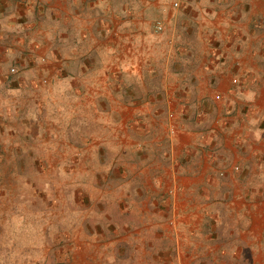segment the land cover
I'll list each match as a JSON object with an SVG mask.
<instances>
[{
    "label": "crops",
    "instance_id": "1",
    "mask_svg": "<svg viewBox=\"0 0 264 264\" xmlns=\"http://www.w3.org/2000/svg\"><path fill=\"white\" fill-rule=\"evenodd\" d=\"M118 1H122L121 9L114 10L112 0H61L59 16L49 17L45 22L44 15L49 9L42 6L41 0H0L1 114L6 112V99L15 98L7 97L5 90L35 96L39 102L38 95L44 93L42 83L29 81L28 77L39 65L42 73H46V64L52 62L50 54L57 48L51 40L57 30L52 27L58 28L60 64L71 63L68 52L77 53L79 60L80 51L83 55L107 51L106 70L96 62L90 75L85 59L80 65L95 88L87 90L84 81H78V90L72 93L85 100L83 106L90 103L93 115H111L108 126H116V118L128 126L133 115H178L179 126L170 140L162 136L165 126L159 123L139 128L145 147L156 146L157 153L163 156V147L171 146L167 154L171 160L168 174L162 170L152 175L145 170L143 175L150 178L152 175L156 183L166 177L170 185L181 189L182 198L177 203L182 201L188 207L186 204L194 206L199 200V208H204L205 214L201 220L198 218L200 222L190 217L182 221L189 231L205 229V240H194L192 249L188 239V247L191 251L196 248V254H190L189 248L184 252L196 258L195 264L200 259L205 261L202 264H230L226 260L231 259L236 264H264V0H201L209 17L222 12L223 19H234L228 21L230 25H225V29L207 25V33L219 36L220 43L205 46L200 55L195 45V29L190 24L181 26L180 22L175 30L178 43L174 49L165 48L167 42H162L150 50L161 58L158 63L155 55L151 59L148 55L150 41L141 27L142 19L138 20L139 26L134 22L133 1ZM135 1L141 8L140 14L149 9L144 0ZM185 2H192L193 12L196 0H181ZM217 3L227 7L217 12ZM116 15L121 20L112 26L110 20H115ZM242 29L249 32L246 39L241 36ZM220 32L223 33L219 35ZM229 38L233 41L229 42ZM12 65L17 66L20 74L17 79L9 74ZM20 68L24 69L21 73ZM104 81L108 85L101 91ZM31 82L34 89H27ZM132 82L139 83L138 95L130 91ZM12 103L15 104L13 101L8 104ZM215 111L217 120L208 126ZM188 114L193 117L190 122ZM195 114L201 115L204 120L201 125L207 126H198L193 121ZM219 146L230 154L235 151L240 171L221 170L226 156L220 153ZM227 193L233 199L229 203L233 211L229 221L221 215L224 204L221 197ZM224 221L230 230L219 236Z\"/></svg>",
    "mask_w": 264,
    "mask_h": 264
},
{
    "label": "rangeland",
    "instance_id": "2",
    "mask_svg": "<svg viewBox=\"0 0 264 264\" xmlns=\"http://www.w3.org/2000/svg\"><path fill=\"white\" fill-rule=\"evenodd\" d=\"M132 1L134 22L139 26L138 20L142 19L141 27L152 42L148 43V55L150 59L155 55L157 63L161 58L150 50L162 42H167L165 48L174 49L178 43L175 30L180 22L181 26L190 24L195 29V45L201 55L205 46L220 43L219 36L207 33V25L225 29V25H230L228 21H234L223 19L222 12L209 17L201 0H196L193 12L192 2H179L181 6L177 7L173 4L175 0H144L149 9L141 14L139 3ZM60 2L41 0L42 6L49 9L44 15L45 22L49 17L59 16ZM111 4L112 9H121L122 1L112 0ZM226 7L221 3L215 6L217 12ZM114 19L110 20L112 26L121 20L118 15ZM158 22L162 24L160 30L156 28ZM51 29L57 30L51 39L54 48L57 47L50 54L52 62L46 64V73H42L39 65L28 77L29 81L42 83L44 93H37L39 102L35 96L5 90L7 97H15L12 100L15 104H8L12 101L7 98L3 115L0 106V125L4 123L0 126V264H195L196 258L184 250L190 249L188 239L191 249L194 240L204 241L205 229L189 231L182 221L190 217L200 222L204 208H199V200L194 206L186 204L188 207L182 201L177 203L182 198L181 189L170 185L166 177L157 183L153 180L152 172L169 171L171 160L167 154L171 146L163 147L161 156L158 147H145L139 128L159 123L165 126L164 135L160 136L170 140L179 126L178 115H133L132 126L123 125L118 118L116 126H108L111 115H93L90 103L83 106L85 100L72 93L78 90L80 81H84L87 90L95 88L80 65L85 59L90 75L96 62L104 71L108 52L90 51L83 55L80 51L79 60L77 53L68 52L71 63L60 64L58 28ZM248 33L242 29L243 39ZM8 71L15 79L20 75L16 65L9 66ZM130 84L132 94L138 95L139 83ZM107 85L104 81L101 91ZM34 87L32 83L27 89ZM217 116L215 111L207 125L215 124ZM190 117L193 118L189 115L188 122ZM193 121L198 126H207L201 125L204 123L201 115L195 114ZM219 148L226 156L221 170L240 171L235 151L230 154ZM248 165L251 169V164ZM145 170L151 172V178L143 175ZM230 199V194L221 197L225 221L233 217ZM224 224L219 236L230 230ZM191 249L190 254H196V248ZM203 262L200 259L198 264ZM226 262L236 264L233 259Z\"/></svg>",
    "mask_w": 264,
    "mask_h": 264
},
{
    "label": "built area",
    "instance_id": "3",
    "mask_svg": "<svg viewBox=\"0 0 264 264\" xmlns=\"http://www.w3.org/2000/svg\"><path fill=\"white\" fill-rule=\"evenodd\" d=\"M179 2H181V0H175V5L177 6L178 4H179ZM156 28L158 29V30H160V29H162V24L160 23V22H158L157 24H156ZM12 70H14V68L12 69Z\"/></svg>",
    "mask_w": 264,
    "mask_h": 264
}]
</instances>
